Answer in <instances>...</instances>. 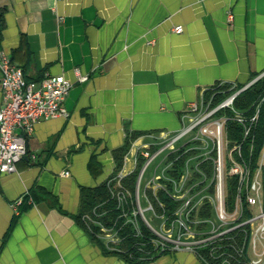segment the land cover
<instances>
[{"label":"crops","instance_id":"crops-1","mask_svg":"<svg viewBox=\"0 0 264 264\" xmlns=\"http://www.w3.org/2000/svg\"><path fill=\"white\" fill-rule=\"evenodd\" d=\"M0 9V51L32 81H72L68 116L38 120L16 170L0 172V264H204L185 249L127 261L77 222L81 189L114 172L113 151L131 134L125 173L206 88L264 69V0H0ZM36 188L48 197L34 201Z\"/></svg>","mask_w":264,"mask_h":264},{"label":"built area","instance_id":"built-area-1","mask_svg":"<svg viewBox=\"0 0 264 264\" xmlns=\"http://www.w3.org/2000/svg\"><path fill=\"white\" fill-rule=\"evenodd\" d=\"M232 18L229 12L228 20ZM182 29L180 24L174 26L176 32ZM0 72V172L8 173L16 170L17 161L26 153V138L38 120L68 116L63 100L72 81L63 74H47L38 82L28 81L22 67L4 51H0ZM75 73L77 80L87 79L78 68ZM261 78L264 69L245 82L219 81L206 88L199 99L189 101L180 113L176 130L153 148L140 147L136 151L135 159H141V165L130 200L123 184L129 173L119 168L106 179L120 207L123 224L139 233L143 221L151 231L156 251L185 249L201 259V250L209 247L210 253L217 251L223 256L222 262L229 264L232 255L214 243L238 230L246 241L247 264L263 260L264 139L255 161L252 157L264 91L248 108L235 104L236 97ZM230 122L239 127V138H232ZM151 164L152 174L143 180ZM63 174L69 171L64 170ZM231 180L234 190L229 200ZM159 192L175 201L171 212ZM20 202L17 199L13 203L16 211ZM106 211L94 206L92 213L83 214V219L88 227L99 225L97 237L112 249L121 237L116 222L106 224L97 218ZM154 219L156 224L151 222Z\"/></svg>","mask_w":264,"mask_h":264},{"label":"trees","instance_id":"trees-1","mask_svg":"<svg viewBox=\"0 0 264 264\" xmlns=\"http://www.w3.org/2000/svg\"><path fill=\"white\" fill-rule=\"evenodd\" d=\"M2 14L3 10L0 9V37H1V25H2ZM24 73V68H22ZM256 74V73H255ZM253 74L252 76H254ZM251 76V77H252ZM26 80H31L27 78L24 74ZM264 91V78L257 80L253 83L249 88L243 90L235 99L236 106L240 108H248L250 107ZM218 98V97H217ZM229 126L232 129L233 136L232 138H239V127L234 122H230ZM137 133L131 134L124 142L123 145L114 149V157H115V168L113 174L121 167L123 155L127 150L130 139L136 135ZM254 155L253 161L257 157L258 151L261 147V144L264 139V100L260 106V113L257 125L254 130ZM93 163V160H92ZM94 165V164H92ZM141 165V159L139 160L138 167L126 175L123 179V184L129 190L130 195L127 197L130 200L131 197L134 196L135 193V181L138 174L139 167ZM93 169V166H92ZM234 190L233 181L231 180L229 187V200L232 197V193ZM36 193L33 197V200H37L39 198L48 197L45 193H39V190L34 189L33 191ZM151 193V190H149ZM38 194V195H37ZM38 196V197H37ZM159 196L163 199L165 207L168 212H171L175 207V201L171 200L169 196H167L163 192H159ZM129 203V202H128ZM94 206H98V211H103L106 209V213L100 214L97 218L102 220L106 224H111L116 222L117 228L119 229V235L121 237L120 241L115 245V248L110 249L121 255L127 261L138 263L145 260H150L158 256L163 252H158L153 248L151 243V231L149 227L143 222H140V231L139 233L133 229L129 224H123V218L119 216L120 207L117 206L116 200L112 196L109 184L107 180H104L100 184L94 187H83L81 189L80 195V207L77 212L75 218L77 222L93 237L97 239L98 226L97 224H92L88 227L86 225L83 214L92 213V209ZM98 241V240H97ZM244 237L241 231L236 230L228 235L226 238L219 240L214 243L215 247H221V250H225L232 255L229 264H247V260L249 259L247 247H245ZM243 247V249H241ZM105 248V247H104ZM107 250V248H105ZM108 251V250H107ZM201 254L203 257L201 260L204 264H228L227 262H222L223 256H220L217 251H213L210 253V248L206 247L201 250Z\"/></svg>","mask_w":264,"mask_h":264},{"label":"rangeland","instance_id":"rangeland-1","mask_svg":"<svg viewBox=\"0 0 264 264\" xmlns=\"http://www.w3.org/2000/svg\"><path fill=\"white\" fill-rule=\"evenodd\" d=\"M153 166V164H151L150 166H149V168H151ZM146 215L148 216V217H150V213L149 212H146ZM151 222L153 223V224H156V220L154 219V220H151Z\"/></svg>","mask_w":264,"mask_h":264}]
</instances>
